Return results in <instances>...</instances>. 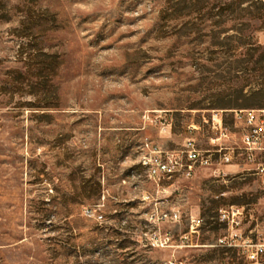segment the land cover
Instances as JSON below:
<instances>
[{
    "label": "rangeland",
    "instance_id": "1",
    "mask_svg": "<svg viewBox=\"0 0 264 264\" xmlns=\"http://www.w3.org/2000/svg\"><path fill=\"white\" fill-rule=\"evenodd\" d=\"M166 1L0 0V264H248L217 246L230 209L241 237L264 244L251 172L154 182L141 164L189 139L212 150L213 111L234 146V112L264 109L234 59L169 37Z\"/></svg>",
    "mask_w": 264,
    "mask_h": 264
},
{
    "label": "built area",
    "instance_id": "2",
    "mask_svg": "<svg viewBox=\"0 0 264 264\" xmlns=\"http://www.w3.org/2000/svg\"><path fill=\"white\" fill-rule=\"evenodd\" d=\"M210 123L216 134L212 140L214 144L212 150L197 149L191 139L186 141L184 148L178 152H162L157 147H150L148 155L141 159L148 178L154 182L176 176L191 178L194 170L199 167H210L219 172L222 166H233L240 169V172H251L257 177L264 193V109L234 112V128L239 136L238 144L235 143L234 146L219 143L233 137L224 126L220 112H211ZM241 215L238 209L219 211L218 220L228 226V236L219 239L217 246L240 248L244 250L248 264H261L259 259L264 254V244H253L241 237L237 230L241 223ZM173 217L176 215L173 214ZM199 226L200 219H190V232H195Z\"/></svg>",
    "mask_w": 264,
    "mask_h": 264
},
{
    "label": "trees",
    "instance_id": "3",
    "mask_svg": "<svg viewBox=\"0 0 264 264\" xmlns=\"http://www.w3.org/2000/svg\"><path fill=\"white\" fill-rule=\"evenodd\" d=\"M166 2L159 20L169 29L170 38L208 43L210 53L234 59L232 78L250 87L251 95L264 97V47L257 41L264 32V0ZM241 59H246L244 69Z\"/></svg>",
    "mask_w": 264,
    "mask_h": 264
},
{
    "label": "crops",
    "instance_id": "4",
    "mask_svg": "<svg viewBox=\"0 0 264 264\" xmlns=\"http://www.w3.org/2000/svg\"><path fill=\"white\" fill-rule=\"evenodd\" d=\"M231 167L232 166H223V168H224L223 172H227V171L231 170ZM220 170H221V168H220Z\"/></svg>",
    "mask_w": 264,
    "mask_h": 264
}]
</instances>
